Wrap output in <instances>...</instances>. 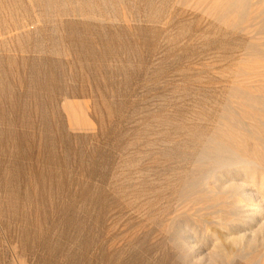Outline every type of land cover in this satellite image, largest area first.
Returning a JSON list of instances; mask_svg holds the SVG:
<instances>
[{"label": "rangeland", "instance_id": "rangeland-1", "mask_svg": "<svg viewBox=\"0 0 264 264\" xmlns=\"http://www.w3.org/2000/svg\"><path fill=\"white\" fill-rule=\"evenodd\" d=\"M194 1L0 0V264H264L195 185L252 28Z\"/></svg>", "mask_w": 264, "mask_h": 264}, {"label": "bare ground", "instance_id": "bare-ground-1", "mask_svg": "<svg viewBox=\"0 0 264 264\" xmlns=\"http://www.w3.org/2000/svg\"><path fill=\"white\" fill-rule=\"evenodd\" d=\"M194 2L217 13L222 20L234 14V24L252 28L249 45L245 48L250 51L249 64L235 73L229 108L220 115L216 129L207 136L197 159L205 169L195 185L202 188L199 191L206 200L216 201L218 206L216 218H210L214 222L212 231H216L211 233L210 251L226 252L228 246L241 247L244 251L264 250V17H260L259 12L264 0ZM247 7L252 9L251 17L244 16L243 10ZM86 109L84 105L71 104L68 108L70 122L89 128ZM207 178L214 180L213 186L205 184Z\"/></svg>", "mask_w": 264, "mask_h": 264}]
</instances>
